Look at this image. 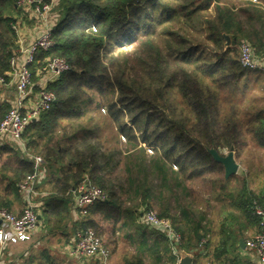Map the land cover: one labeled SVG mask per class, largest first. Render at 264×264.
<instances>
[{
  "label": "trees",
  "instance_id": "16d2710c",
  "mask_svg": "<svg viewBox=\"0 0 264 264\" xmlns=\"http://www.w3.org/2000/svg\"><path fill=\"white\" fill-rule=\"evenodd\" d=\"M163 1H59L54 8L58 22L51 30L54 45L40 50L31 68L35 75L54 56L64 57L71 68L49 86L57 94L52 108L34 119L23 134L30 154L10 147L9 153L17 159L1 166L0 208L12 211L22 197L20 183L34 170L30 156L44 157L50 188L40 196V220L50 230L67 223L72 192L84 180L103 189L107 198L91 205L73 228H92L102 236L103 224H109L113 235L118 232L135 246L137 254L130 264H177L180 249L194 253L206 246L210 240V221L205 222L209 213L200 209L195 183L211 171L225 175L223 164L213 158L209 148H238L245 139L243 129L264 148V106L256 105L245 87L248 77L263 71L245 68L239 49L244 42L250 44L264 62V0H259V7L244 0L248 7L241 10L238 4H223V0ZM212 5L215 15L210 12ZM22 13L17 0H0V73L11 69V59L19 48L15 26ZM172 20L201 32L207 30V39L214 44L208 53L185 52L191 69L171 73L169 80L181 75L178 89L191 110L188 115L175 114L169 80L159 78L160 87L144 96V88L129 72L132 67L128 61L124 66L116 56L108 57L129 29L142 22L164 25ZM227 36L230 46L225 47ZM127 65L128 70L124 68ZM158 70L166 72L162 64ZM10 107L0 99V122ZM169 109L172 114H168ZM100 110L106 114L97 116ZM90 113V121L81 122ZM223 117H230L229 121ZM4 151L0 149V155ZM229 179L224 176L217 183L224 188ZM226 195L237 214L232 212L231 218L223 220L222 228L243 219V224L257 226L258 222L260 230L254 207L264 206V186L253 189L244 182L242 188ZM156 207L162 217L171 211L179 214L173 218L181 234L177 254L165 233L139 221L141 214ZM95 215L101 220L92 218ZM228 231L216 247L218 257L228 252L229 242L237 243L236 234ZM193 264L202 263L194 257Z\"/></svg>",
  "mask_w": 264,
  "mask_h": 264
},
{
  "label": "built area",
  "instance_id": "2783aa9c",
  "mask_svg": "<svg viewBox=\"0 0 264 264\" xmlns=\"http://www.w3.org/2000/svg\"><path fill=\"white\" fill-rule=\"evenodd\" d=\"M60 0H17V4L31 12L44 27V31L27 47L20 45L21 36L19 24L15 26L19 48L11 59V69L5 74L0 73V88L13 85L16 99L7 114L0 122V146L20 148L30 154L23 141V134L28 125L44 111L52 108L57 94L50 89V84L69 71L71 65L64 57L54 56L37 70L35 75L32 65L40 50H49L54 41L51 36L52 28L57 24L54 8ZM26 55V56H24ZM25 57L24 61L21 58ZM240 61L247 69L264 72V62L259 61L252 46L246 42L240 44ZM33 172L19 185L24 200L21 212L0 208V264H3L4 250L9 244L31 240L40 226V212L43 203L40 199L42 192L38 186L47 176V165L42 155H31ZM76 207L80 216L88 213V208L99 200L107 198L106 192L84 180L75 190ZM255 215L260 220L258 233L246 240V248L254 252L258 262L264 264V206L254 207ZM145 223L152 228L165 233L175 254L178 253L181 234L176 230L170 218L162 217L154 209L143 213ZM71 255L94 260L97 264H109L111 252L108 246L94 229L80 230ZM180 259V258H179ZM179 259L178 263L179 264Z\"/></svg>",
  "mask_w": 264,
  "mask_h": 264
},
{
  "label": "rangeland",
  "instance_id": "374dc122",
  "mask_svg": "<svg viewBox=\"0 0 264 264\" xmlns=\"http://www.w3.org/2000/svg\"><path fill=\"white\" fill-rule=\"evenodd\" d=\"M163 2H165V0ZM169 2L165 3L169 4ZM222 2L223 4L234 2L236 5H241L242 7L240 6L239 10L243 7H248V4L241 0H223ZM210 12L212 15H215L216 11L214 5L211 6ZM153 24H155V21L150 23L142 22V25L140 23L141 27L138 26V28L133 27L129 29L127 32L122 34V36H120V42L116 45V48L112 49L111 54H109V56L107 54L108 57L116 56L121 65L125 66V63H127L126 61H128L129 66L132 67L129 72L134 75V78L138 81V84H140L139 86L144 88V90L141 91V94L144 96H150V93H154L160 87L159 78L163 79L164 82H167L173 71L191 69V67L186 65L185 56L187 55L185 52L193 50L194 52H200V54H202V52L208 53V51H211L214 48V44L210 43L212 41L207 39V30H205V32H201L197 28H188L184 23H182V21L179 22L178 20L163 23L164 25L156 23L155 26H152ZM144 27L150 28L145 30ZM165 29L170 31L167 32ZM228 46H230V42L227 43L226 41L225 47ZM156 49L159 51L158 53L156 52ZM158 64L165 66V73H161L162 71L158 70ZM124 68L128 70V65ZM257 74L251 75V79L248 77L247 85L245 84V87L247 86L251 98L256 99L254 101L255 104L258 106H264V72L263 74ZM181 81L182 78L179 73L177 74V79L169 80V82H171V92L173 93L172 98L174 100L172 107L176 109V115H182L181 113L183 112L184 115H188L191 110L178 89ZM225 109L226 108L223 109V111H226L224 115H227V109ZM228 111L230 112V108ZM167 112L168 114H172L170 109ZM102 114L105 115L106 111L100 110L96 113L97 116ZM91 116H93V113L85 115L81 122L87 124V122L90 121L89 118H91ZM229 118L223 117V119L227 122L229 121ZM93 121L95 122L97 119H94ZM101 126L104 127L105 123L101 124ZM242 135L245 136V139L242 142L243 144L241 143L238 148L234 146V156L239 168L235 174L229 177H232L231 179L228 178L230 180L229 183H227L224 188H221V185L217 182H219L225 175L217 170L208 172L204 175L206 178H199L195 183L197 186L195 187V193L201 203V207L206 208L210 214V218L212 217V219H215L217 222L215 226L213 225V228L216 226L219 228L222 220L226 219V213H228V211H232L233 209L235 210V208L230 206L228 202L229 196L226 194L236 192V188H242L244 182H248V185L253 189H263L264 186V149L259 148L258 145L255 144L253 137L246 129H243ZM120 140L123 143L126 142L124 137H120ZM230 148L231 147L229 146H225V148H220L218 151L221 155H227ZM210 149L211 148H209V150ZM150 153L152 152L150 151ZM8 157L9 155L0 156V176L1 166L4 161L13 162V160H8ZM222 196H225L224 202L222 201ZM153 209L157 212L159 210L157 207ZM104 226L106 234L101 236V238L109 247L110 244L108 243V236L111 226ZM41 234L42 233L39 231L35 238L40 239V237H42ZM52 237L55 238L51 235V238ZM48 239L49 238H42V249L45 246H50L51 250L49 252L55 254L56 251L54 252V249L57 247V249L60 250L59 255L57 254V264H82L80 261L84 258L75 259V256L68 255L66 250L61 248V244L57 242V238L53 239L51 244L46 243ZM204 252L205 251L202 253ZM65 253L68 256H66ZM83 263L97 264L92 259L84 260Z\"/></svg>",
  "mask_w": 264,
  "mask_h": 264
},
{
  "label": "crops",
  "instance_id": "0c3cea01",
  "mask_svg": "<svg viewBox=\"0 0 264 264\" xmlns=\"http://www.w3.org/2000/svg\"><path fill=\"white\" fill-rule=\"evenodd\" d=\"M244 1V0H241ZM250 3H253V6L259 7L262 5L261 1L259 0H250ZM240 7V5H238ZM255 8V7H254ZM54 12V10H53ZM54 15L57 17L56 13L54 12ZM58 18V17H57ZM58 22V19H57ZM19 29H20V36H21V42L20 45L22 46H28L36 37H38L44 30L43 25L38 20L35 15H33L31 12L27 10H23V13L21 17L18 20ZM19 44V43H18ZM26 56V55H24ZM25 57L21 58V61H24ZM0 99L1 101L8 102L10 106H12L16 99V91L13 85H7L2 88H0ZM123 143V142H122ZM11 146H0V149L5 150L3 154L0 156L9 155L8 160L15 161L17 158H14L11 156V153H9V149ZM259 148H262L258 145ZM14 149H18L21 151L20 148L17 147H11ZM264 149V148H262ZM6 162V161H4ZM47 174H48V168H47ZM226 178V177H225ZM228 179V178H226ZM47 176L42 179L41 183L38 186V190L43 193H46L45 190L50 188L48 185ZM22 195V194H21ZM24 207V200L23 197H21L18 201L15 202L12 211L14 212H21ZM200 209L207 210L206 208L200 207ZM228 211L226 213V219L228 217H232V212L237 214V212ZM70 217L66 224H61L59 226L55 225V228H52L51 230L44 227L42 225V222L40 220V226L36 233L34 234L33 238L31 240L27 241H21L18 243H12L9 244L6 249L4 250V257H3V264H57V254L59 255L60 250L54 249L55 254L52 252H49L51 250V247H43L42 249V238H49L46 243L51 244L53 239L57 238V242L61 244V248L66 250L67 254L71 255V249L76 243V234L78 236L77 231L74 226V222L78 219L80 216L76 207V194L75 190L72 192V203L70 208ZM231 213V214H230ZM179 214H176L175 212L171 211L168 214V217L173 222V218L179 217ZM208 219H206L205 222H209V228H210V240L209 243H207L206 246L200 247L197 251L194 253L191 252L194 257L202 264H260L258 262V259L254 252L250 251L248 248H246V240L254 237L258 233V222L257 226L256 224H249L248 222H245L243 224L244 220H235L234 222H231L225 227V230L222 228V222L218 226L213 228V225L217 224L215 219L210 218V214H207ZM41 219V212L40 217ZM97 221L101 220V217L98 215L93 216ZM139 221L145 224V220L143 217V214H141ZM241 221V222H240ZM226 222V221H225ZM174 224V223H173ZM104 225L109 224H103V230ZM147 225V224H146ZM244 225V226H243ZM149 229L155 230V228L150 227L147 225ZM158 232L164 233L163 231L156 229ZM230 230L231 232H234L236 234V240L237 243L234 245L229 242L227 245V248H229L228 252L224 251L222 255L216 256L215 250L216 247L221 243L222 237L227 235V233ZM41 232L42 237L40 239H36L35 236L38 235V232ZM79 232V231H78ZM106 234V232H105ZM104 234V235H105ZM51 235L55 238H51ZM102 235V236H104ZM101 237V236H100ZM109 244L108 247L111 252L110 257V263L109 264H130L129 260L132 259V257L137 254V250L134 245L129 243V241L125 238L120 237L119 233L113 235L111 228L109 230ZM36 239V240H35ZM241 240L243 244L241 243ZM207 242V239H205V243ZM205 251L204 253H202ZM190 253V252H189ZM66 254V253H65ZM66 254V256H68ZM77 258H84V257H76ZM180 258V257H179ZM44 260V262H43ZM84 260H90L88 258H84L82 261V264ZM194 260V259H193Z\"/></svg>",
  "mask_w": 264,
  "mask_h": 264
},
{
  "label": "water",
  "instance_id": "95a60500",
  "mask_svg": "<svg viewBox=\"0 0 264 264\" xmlns=\"http://www.w3.org/2000/svg\"><path fill=\"white\" fill-rule=\"evenodd\" d=\"M229 42H230V39L227 36V43ZM209 152L217 162H220L221 164H223L224 169H225L226 178H229L231 175L237 172L239 165L235 160L234 146L230 148V151L227 155H221L219 151L215 148H211ZM241 243L243 244L242 240H241ZM179 253H180L179 264H193L194 255L192 253L186 252L183 249H180Z\"/></svg>",
  "mask_w": 264,
  "mask_h": 264
}]
</instances>
